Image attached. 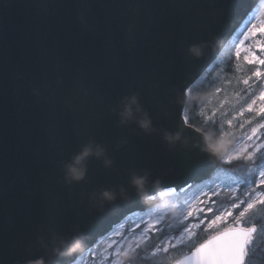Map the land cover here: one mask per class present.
Returning <instances> with one entry per match:
<instances>
[{"label": "water", "instance_id": "water-1", "mask_svg": "<svg viewBox=\"0 0 264 264\" xmlns=\"http://www.w3.org/2000/svg\"><path fill=\"white\" fill-rule=\"evenodd\" d=\"M263 8L264 0H0V264H25L56 232L93 244L128 213L156 208L167 186L208 180L221 152L215 163L198 155L201 139L179 127L175 97ZM193 45L202 59L189 56ZM133 95L141 113L129 122L119 110ZM144 115L156 133L141 127ZM172 134L182 146L168 142ZM89 143L103 155L69 182L64 166ZM137 172L155 181V200L98 203ZM78 252L75 264L83 244Z\"/></svg>", "mask_w": 264, "mask_h": 264}, {"label": "snow or ice", "instance_id": "snow-or-ice-1", "mask_svg": "<svg viewBox=\"0 0 264 264\" xmlns=\"http://www.w3.org/2000/svg\"><path fill=\"white\" fill-rule=\"evenodd\" d=\"M258 32L264 37V21H254L253 17L249 16L236 34L240 39L236 41L233 38L237 47L235 52L237 59L245 41L255 38ZM260 51L264 52V43L260 44ZM196 52L199 54H195ZM189 56L194 60L202 59L201 46H191ZM245 60L249 64L254 63L258 66L247 78H241L244 85L241 91L247 93L249 89L257 85L261 91L258 97L251 100V103L236 110L227 120L218 117L219 109L207 115L203 110V105L193 100L195 91H198L195 89V83L187 84L176 94L174 102L178 109L179 127L181 130L192 132L201 139L202 143L195 147L198 150V155L210 163H215L212 153L218 151V148L211 142V137H207L205 141L208 129L217 128L218 131H223L226 127L232 128L237 117H243L245 112L254 114L251 119L236 124V127L241 130L244 129L245 124H252L257 117H264V106L254 110L257 99L264 102V79H262L264 71L261 70L264 68V58L251 53L245 56ZM253 77L256 80L250 84ZM220 91L219 87L215 89V93ZM133 97L137 99V103L133 107L134 117L126 120L129 122H136L141 113L138 97L135 95L125 97L119 110V114L122 116L125 105ZM190 106L200 108L199 115L202 118L200 126H197V123L190 118ZM223 107L224 105L221 104L220 108ZM227 115V111L220 113L221 117ZM139 123L146 125L147 130L145 127H141L148 134L157 132L147 115L139 119ZM262 129H264V122L256 123L249 132H245L240 137V147L228 156V163L243 159L256 165L255 169L247 170L246 176L221 175L218 171L216 175L206 181H187L182 186H167L166 190L170 193L187 194L183 200L173 205L174 208L180 209L175 226L165 222L167 213L153 214L151 210L141 207L128 213L121 222L130 223L131 226L127 232L120 231L119 225L114 226L108 233L98 237L93 244H89L83 234L71 235L56 232L51 240L41 239L39 241L34 253L26 259L25 264H54V261L55 264H75L76 257L83 254L78 252L82 244L88 255L92 257L94 264L97 255L100 257V264H122L121 257L129 258L127 264H142V261L149 257L157 258L155 264H162L164 260H167V264H247V257L255 236L259 231L264 230V223H257L250 215L257 209V206H264V191L256 192L257 188L264 185V133H261ZM168 142L178 146L183 145L181 137L175 134L168 136ZM154 183L155 181L147 174L133 173L129 176L127 184L121 189L124 192L123 195L121 191L104 190L114 192L116 198L104 200L98 194V203L101 205L111 204L121 198L135 199L142 195H148L150 200H155L157 193L153 188ZM221 192L229 195L230 202L228 204L213 199V197H220ZM162 194L160 193V195ZM221 225H227V227H221ZM199 231L215 234L211 235L209 239L201 241L198 238ZM102 243H105L106 247L103 252L97 253L96 249ZM69 244H72L71 248H69ZM173 256L176 258L172 259Z\"/></svg>", "mask_w": 264, "mask_h": 264}, {"label": "rangeland", "instance_id": "rangeland-1", "mask_svg": "<svg viewBox=\"0 0 264 264\" xmlns=\"http://www.w3.org/2000/svg\"><path fill=\"white\" fill-rule=\"evenodd\" d=\"M256 20L264 21V8L263 10L257 15ZM235 40L238 41L240 37L235 35ZM264 43V37L261 36V34L258 32L255 38H250L248 41H245L243 47L240 50V56L238 58L237 66H236V73H235V79H236V88H233L232 93L228 94L225 91H222L221 96H220V101L217 99H208L206 101V110L205 113L207 115H210L212 111L219 109L217 115L220 117V119H229L231 118V115L236 112L241 107H246L248 103H251V100L259 96V92L261 89L259 86H254L253 88L249 89L247 93L241 91L242 88H244V85L242 84V79L241 78H247L249 75H251V72L258 66L256 64H249L245 60V56L250 55L251 53H255L257 56L264 58V52L260 51V44ZM232 45V49L235 52L237 50L236 47V42H234V39H232L227 46ZM226 49V48H225ZM222 54V53H221ZM220 54V55H221ZM218 60V59H217ZM213 66V65H212ZM211 66V67H212ZM210 67V68H211ZM209 68V69H210ZM208 69V70H209ZM207 70V71H208ZM264 71V68L261 69ZM264 79V78H262ZM238 80L240 81L238 83ZM256 78L253 77V80L250 81V84H253L255 82ZM239 93V95H237ZM219 93H217L218 95ZM231 95V96H230ZM223 104L224 107L220 108V105ZM264 106V102L260 101L257 99L256 105H254V110ZM227 111L228 115L227 116H220L221 112ZM254 113H248L245 112L243 117H237V120L234 121L233 127L228 129V134H225L223 136L224 141L222 144L219 146L220 152H221V162L220 166L211 174L209 179L213 177L214 175L219 173L221 175H231V176H237V177H243L247 175V170L249 168L255 169L256 165L253 164L251 161H245L243 159L240 160H233L231 163L227 162L228 156L233 154L239 147V141L240 137L245 133L249 132L250 129L255 126L256 123L258 122H264V117H257L255 120H253L252 124H245L244 129H238L236 127V124L239 122H244L248 119H251ZM227 133V132H225ZM261 133H264V129L261 130ZM227 137V138H226ZM227 140L226 139H229ZM258 162V161H257ZM208 179V180H209ZM241 191H243V188H241ZM261 191H264V185L256 189V192L259 193ZM163 193L162 196V201L156 208L151 209L153 214H165V222L172 224L173 226L176 225L178 218H179V213L180 209L178 207H173V205L177 204L179 201L183 200L184 196L187 195L186 193H170L167 190L162 191ZM239 195V193H238ZM255 195V193H254ZM222 197H228V200L230 202V197L229 195L225 194L224 192H221L220 197H213V199H221ZM228 204V203H227ZM259 211V206H257V209L254 210V212L251 215V218L253 219ZM129 222H124L121 225H119V230L122 232H127V229L130 227ZM221 227H227V225H221ZM215 233L213 232H205V231H199L198 232V238L202 237L204 238L203 240H206L210 238L211 235H214ZM104 247H106L105 243H102L99 248L96 249L97 253L103 252ZM259 247L261 250H259ZM259 251V252H258ZM264 253V231H259L255 239L253 241V245L251 248V251L247 257V264H250L249 257H251L254 254L257 253ZM153 259V262L157 260V258L149 257ZM175 259L176 257L173 256L172 259ZM128 257H121L122 264H127ZM167 262V260H165ZM76 264H94L93 259L91 256L86 253L85 255L80 258V260ZM95 264H100V257L99 255L96 256L95 259Z\"/></svg>", "mask_w": 264, "mask_h": 264}, {"label": "trees", "instance_id": "trees-1", "mask_svg": "<svg viewBox=\"0 0 264 264\" xmlns=\"http://www.w3.org/2000/svg\"><path fill=\"white\" fill-rule=\"evenodd\" d=\"M237 62L238 59L234 55L232 45H229L223 50L222 54L219 56L218 60L213 64V66L195 82V89L198 91H195L193 100L199 104H202L204 111L206 110V101L208 99H217L220 101L222 91L231 94L233 88L237 87L235 79ZM217 87L221 88V91L218 95L215 93V89ZM199 113L200 108H193L191 106L189 107V116L197 123V126H200L202 119ZM228 129L230 130V128L226 127L223 131H218L217 128H210L207 130L205 135L206 137H211V142L216 144L217 148L220 150L219 146L224 141L223 136L225 135V132L229 133ZM227 140H230V138L226 139V141ZM219 202L223 204L229 203L228 197H222L219 199ZM253 220L257 223H264V206H259V211ZM203 239L204 238L199 237V240L203 241ZM259 250H261L260 247ZM249 260L251 262L250 264H264V253L261 252L254 254L249 257ZM155 262L156 261L153 262L152 258H148L143 260L142 264H155ZM162 264H167V262L164 260Z\"/></svg>", "mask_w": 264, "mask_h": 264}, {"label": "clouds", "instance_id": "clouds-1", "mask_svg": "<svg viewBox=\"0 0 264 264\" xmlns=\"http://www.w3.org/2000/svg\"><path fill=\"white\" fill-rule=\"evenodd\" d=\"M195 54L199 53L196 52ZM136 103L137 99L135 97L129 99L128 103L125 105L124 112L122 114L124 120L131 119L134 117L135 113L133 112V107L136 105ZM141 126L145 127V130H147L146 125L142 124ZM101 155H103V149L100 148V146L94 145L92 143L86 144L81 149V151L77 153L72 158V160L64 166L66 179L69 182H79L83 180L86 174L87 160L93 156L99 158ZM121 194H124L123 190H121ZM100 196L104 200H114L116 198L115 193L111 191H103L100 193ZM71 247L72 244H69V248Z\"/></svg>", "mask_w": 264, "mask_h": 264}]
</instances>
